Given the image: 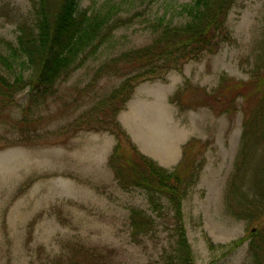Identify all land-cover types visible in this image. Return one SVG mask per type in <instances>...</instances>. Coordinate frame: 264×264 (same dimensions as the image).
Returning a JSON list of instances; mask_svg holds the SVG:
<instances>
[{
	"label": "rangeland",
	"instance_id": "1",
	"mask_svg": "<svg viewBox=\"0 0 264 264\" xmlns=\"http://www.w3.org/2000/svg\"><path fill=\"white\" fill-rule=\"evenodd\" d=\"M104 1L81 0L80 6L93 10ZM166 9L163 0L156 1L147 15L154 19ZM30 16L29 0H0V43L16 41L19 22ZM263 17L264 0H239L229 15L231 42L189 60L181 72L174 69L164 78L139 83L117 115L135 134L141 150L161 158L191 139L207 142L197 157V182L183 202L197 264H251L248 240L225 257L223 245L250 234L264 219L250 223L226 208L225 189L240 145L242 110L234 115L217 114L207 106L181 110L170 96L186 79L209 91L222 75L247 79L251 68L247 56ZM149 24L141 15L116 29L95 56L65 72L55 93L40 104L30 105L27 91L20 92L13 115L38 118L37 124L11 126V104L0 114V264H68L64 257L77 256L81 264H97L89 256L93 251L113 264H149L167 244L168 231L162 230L147 245L132 242L131 208L153 207L142 189H123L114 178L108 165L114 135L79 124L125 78L113 59L152 40ZM28 137L35 141L24 142ZM200 146L193 143L192 153L198 154ZM166 162L167 167L175 165L173 158Z\"/></svg>",
	"mask_w": 264,
	"mask_h": 264
},
{
	"label": "trees",
	"instance_id": "2",
	"mask_svg": "<svg viewBox=\"0 0 264 264\" xmlns=\"http://www.w3.org/2000/svg\"><path fill=\"white\" fill-rule=\"evenodd\" d=\"M29 1L31 16L19 22L16 41L0 43V114L11 104V126H33L38 121L27 115H13L20 92L27 91L30 105L40 104L55 93L54 87L65 72L76 70L95 56L116 29L135 16L148 18L152 40L113 59V63L122 66L120 73L125 78L103 99L99 109L88 112L79 124L114 135L116 143L108 157L114 178L123 189H142L153 207L131 208L132 242L147 245L161 230L168 231L167 244L149 264H197L188 238L183 202L197 182V157L203 154L207 142L187 141L180 161L168 168L140 150L117 115L139 83L164 78L174 69L181 72L189 60L205 52L215 53L231 42L229 15L239 0H163L167 9L154 19H149L147 9L160 0H105L93 10L82 8L81 0ZM247 59L251 63L247 79L222 75L217 87L210 91L186 79L170 101L181 110L207 106L217 114L227 115L242 110L241 140L227 181L225 201L230 214L256 223L264 219V17ZM190 94L194 97L188 98ZM34 141L30 137L24 139L26 143ZM193 143L201 144L198 154L192 153ZM247 240L251 264H264L262 221L250 234L223 245V256ZM73 247L82 250L81 246ZM89 256L97 264H113L94 251ZM64 258L68 264L83 262L79 256Z\"/></svg>",
	"mask_w": 264,
	"mask_h": 264
},
{
	"label": "crops",
	"instance_id": "3",
	"mask_svg": "<svg viewBox=\"0 0 264 264\" xmlns=\"http://www.w3.org/2000/svg\"><path fill=\"white\" fill-rule=\"evenodd\" d=\"M126 130L128 131V133L131 135V137H132V139L134 140V142H137V140H136V138H135V134L128 128H126ZM174 148L176 149H173L171 152H168V154L167 155H165V157H159V156H157V155H155V154H153V153H149V152H147V151H143V150H141L143 153H145V154H147L148 156H150V157H152V158H154L155 160H158L159 161V163L161 164V165H163V166H165V167H167V165H169V164H167V162H166V160H169L170 161V158L172 159L173 158V165L175 164H177L179 161H180V159H181V157H182V155H183V143H181V144H179L178 145V147H175L174 146ZM178 151H180L179 152V156L177 157V152ZM177 157V158H176Z\"/></svg>",
	"mask_w": 264,
	"mask_h": 264
}]
</instances>
